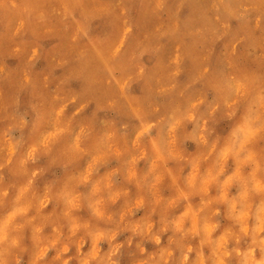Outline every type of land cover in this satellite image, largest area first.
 <instances>
[{
    "label": "rangeland",
    "instance_id": "1",
    "mask_svg": "<svg viewBox=\"0 0 264 264\" xmlns=\"http://www.w3.org/2000/svg\"><path fill=\"white\" fill-rule=\"evenodd\" d=\"M252 108L264 110V0H0V185H13L9 199L28 173L37 193L59 188L92 151L147 147L173 121L177 145L194 153L185 112L214 140ZM248 136L264 155V132Z\"/></svg>",
    "mask_w": 264,
    "mask_h": 264
},
{
    "label": "clouds",
    "instance_id": "2",
    "mask_svg": "<svg viewBox=\"0 0 264 264\" xmlns=\"http://www.w3.org/2000/svg\"><path fill=\"white\" fill-rule=\"evenodd\" d=\"M197 119L181 117L194 153L173 121L147 147L92 151L59 188L37 193L31 173L11 199L0 185V264H264V155L248 136L264 132V110L214 140Z\"/></svg>",
    "mask_w": 264,
    "mask_h": 264
},
{
    "label": "bare ground",
    "instance_id": "3",
    "mask_svg": "<svg viewBox=\"0 0 264 264\" xmlns=\"http://www.w3.org/2000/svg\"><path fill=\"white\" fill-rule=\"evenodd\" d=\"M14 2V1H13ZM127 30V29H126ZM17 31V30H16ZM14 33V32H13ZM124 37V36H123ZM49 39V38H48ZM122 40V39H121ZM19 41V40H18ZM17 42V41H16ZM22 42V41H21ZM20 43V42H19ZM24 43V42H23ZM21 44V43H20ZM24 46V45H23ZM56 46V45H55ZM37 47V46H36ZM53 47V46H52ZM42 51V50H41ZM11 52V51H10ZM35 52V51H34ZM118 52V51H117ZM37 54V53H36ZM32 56V55H31ZM147 57V56H146ZM51 64V63H50ZM262 65V64H261ZM62 67V66H61ZM97 67V66H96ZM241 69V68H240ZM29 73V72H28ZM31 73V72H30ZM143 75V74H142ZM45 76V75H44ZM27 77V76H26ZM85 79V78H84ZM32 80V79H31ZM27 81V80H26ZM251 87V86H250ZM247 90V89H246ZM60 91V90H59ZM181 92V91H180ZM204 93V92H203ZM241 93V92H240ZM56 96V95H55ZM201 100V99H200ZM89 102V101H88ZM239 105V104H238ZM51 106H52V104H51ZM83 107V106H82ZM235 108V107H234ZM234 110H236V109H234ZM227 112V111H226ZM233 112H235V111H233ZM232 113V112H231ZM229 114V113H228ZM230 115V114H229ZM60 117V116H59ZM224 117V116H223ZM57 118V117H56ZM230 118V117H229ZM1 121V120H0ZM23 121V120H22ZM74 120H72V122H73ZM63 122V121H62ZM65 123V122H64ZM83 123H84V120H83ZM86 123V122H85ZM109 128H111L110 126H109ZM148 128V127H147ZM204 128V127H203ZM211 131V130H210ZM64 132V131H63ZM186 134V133H185ZM139 136V135H138ZM60 137V136H59ZM58 137V138H59ZM90 138V137H89ZM145 138V137H144ZM151 138V137H150ZM57 139V138H56ZM115 139H117V138H115ZM52 141V140H51ZM115 141V140H114ZM116 141H119V140H116ZM10 143V142H9ZM117 143V142H116ZM14 149V148H13ZM186 149V148H185ZM15 150V149H14ZM187 151V150H186ZM14 152V151H13ZM38 154V153H37ZM39 155H40V153H39ZM58 155V154H57ZM59 156V155H58ZM49 160V159H48ZM66 160V159H65ZM62 161V160H61ZM68 161V160H67ZM29 162V161H28ZM46 162H48V161H46ZM50 162V161H49ZM64 163V162H63ZM21 164V163H20ZM56 164V163H55ZM66 164V163H65ZM2 166V165H1ZM4 168V167H3ZM42 169V168H41ZM49 180V179H48ZM9 181V180H8Z\"/></svg>",
    "mask_w": 264,
    "mask_h": 264
}]
</instances>
